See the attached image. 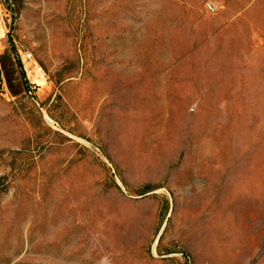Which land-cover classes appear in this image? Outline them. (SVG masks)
Masks as SVG:
<instances>
[{
	"label": "rangeland",
	"instance_id": "rangeland-1",
	"mask_svg": "<svg viewBox=\"0 0 264 264\" xmlns=\"http://www.w3.org/2000/svg\"><path fill=\"white\" fill-rule=\"evenodd\" d=\"M0 264H264V0H0Z\"/></svg>",
	"mask_w": 264,
	"mask_h": 264
},
{
	"label": "built area",
	"instance_id": "built-area-1",
	"mask_svg": "<svg viewBox=\"0 0 264 264\" xmlns=\"http://www.w3.org/2000/svg\"><path fill=\"white\" fill-rule=\"evenodd\" d=\"M25 57L27 59H32L33 58V53L32 52H25ZM37 71H38L39 76H40L41 79H46V73H45V71L43 70V68L41 66L37 67Z\"/></svg>",
	"mask_w": 264,
	"mask_h": 264
},
{
	"label": "trees",
	"instance_id": "trees-1",
	"mask_svg": "<svg viewBox=\"0 0 264 264\" xmlns=\"http://www.w3.org/2000/svg\"><path fill=\"white\" fill-rule=\"evenodd\" d=\"M165 214V213H164Z\"/></svg>",
	"mask_w": 264,
	"mask_h": 264
}]
</instances>
